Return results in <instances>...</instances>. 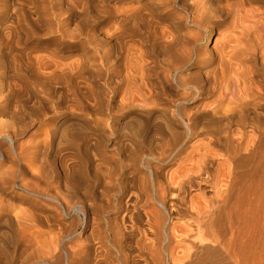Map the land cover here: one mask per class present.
<instances>
[{
    "label": "bare ground",
    "instance_id": "bare-ground-1",
    "mask_svg": "<svg viewBox=\"0 0 264 264\" xmlns=\"http://www.w3.org/2000/svg\"><path fill=\"white\" fill-rule=\"evenodd\" d=\"M127 1L103 32L89 14L109 0H0V118L25 131L35 87L84 123L51 118L22 145L0 131V264H264V27L254 50L229 40L214 52L205 28V46L174 49L176 78H161L151 56L177 39ZM238 3L170 0L161 16L213 24ZM35 38L40 54L25 49ZM63 49L75 58L57 61ZM211 67L213 78L191 74ZM106 87L110 112L96 95Z\"/></svg>",
    "mask_w": 264,
    "mask_h": 264
},
{
    "label": "rangeland",
    "instance_id": "rangeland-1",
    "mask_svg": "<svg viewBox=\"0 0 264 264\" xmlns=\"http://www.w3.org/2000/svg\"><path fill=\"white\" fill-rule=\"evenodd\" d=\"M109 1L110 3L107 4L108 11H101L100 14H97L94 10L90 12V19L88 22L89 28L94 27L103 32L108 31L111 28H118V18L114 16L116 9L121 10L131 6V4L128 3L127 0H123L122 4H118L116 0ZM167 1L170 0H140V4L147 8L146 16L154 23L153 27L162 29L167 28V30L177 39L173 42L172 46L168 47H173L170 53L165 54L164 51H157L151 56V59L157 61V76L162 78L164 74H168L171 76V79L174 80L177 75V73L174 72L176 69L175 65L180 61V59H172L174 58L171 57L174 49H176L175 51L178 55H181L187 53L192 47H194L196 51L203 48L205 46V28H212V37L208 44L210 52H214L216 49L219 50V48L226 45L229 40H233V45L236 46L239 51H246L248 49L254 50L257 47V42L254 38L256 34L255 29L259 28V26L264 27V0H239L240 3L235 6V13L230 14L226 18L215 19L213 24L209 23L210 25L207 22L194 24L191 10H183L180 8L170 10L171 16L169 18H163L161 16V9H163V6ZM83 16L84 14H77L72 17L69 21L70 28H78L80 19ZM8 27L9 25L4 26L5 33L8 31V29H6ZM196 39H199V41L194 45L193 40L195 41ZM45 42V40L35 38L25 46V49L28 53L33 52L34 54H40L42 53V49L46 48L44 44ZM36 46L39 48L36 49ZM151 46L152 42L149 43L148 49L150 48L153 50V47L151 48ZM76 53L77 51L72 49H63L59 52L57 61L68 63L75 58ZM211 69L212 67L203 69L193 68V73L191 74H196L198 77L201 76L205 79L206 74L212 72L210 71ZM213 74L214 72L211 73L210 78L214 77L212 76ZM106 83L109 85L110 81ZM34 88L31 89V94H33L31 100H34L33 97L38 99L36 96H39L41 99L38 100L41 101L42 105L34 106L33 103L27 104V106H32V109H39L40 111H35V113L31 114V117H27V111H24V114H26L27 117L24 121V126L27 127L25 131L17 133V135L13 134V130L20 125L17 120L12 118V114L9 113L0 118V131H7L13 136L15 135L14 141H16L17 144L22 145L28 143L33 137L41 139L45 134L44 123L52 122L51 118L58 117V122L63 125L84 129V127L77 126L79 124L84 125V123L80 121V119H82L80 110L72 106L67 107V105H62V103H58L57 106L54 98H43L39 89L35 88L34 90ZM96 91V95L100 96L103 105H105V107L109 109L108 112H110L115 106V101L113 100L110 88L96 89ZM213 99L214 98L209 99L206 102L211 103ZM12 112L14 113V110ZM125 132L126 131H123L122 133ZM116 135L117 134L113 135L115 140H117ZM5 143V145H8L7 140Z\"/></svg>",
    "mask_w": 264,
    "mask_h": 264
}]
</instances>
